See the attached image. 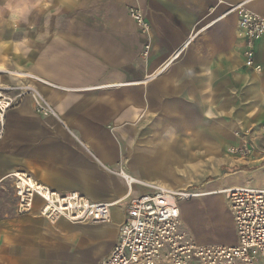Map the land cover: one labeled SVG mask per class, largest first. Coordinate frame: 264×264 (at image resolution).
Returning <instances> with one entry per match:
<instances>
[{
  "label": "crops",
  "instance_id": "1",
  "mask_svg": "<svg viewBox=\"0 0 264 264\" xmlns=\"http://www.w3.org/2000/svg\"><path fill=\"white\" fill-rule=\"evenodd\" d=\"M11 3L29 6L31 14L13 27L0 0V86L32 85L54 114H36L30 96L6 114L0 133V264H99L118 241L131 199L151 192L129 185L123 175L195 194L178 202L181 229L201 246L235 245L222 191L252 187L259 175L227 149L260 140L264 38L255 46L261 71L245 68L238 19L227 11L244 4L264 18V0ZM129 8L143 14L147 35ZM246 131L255 136L233 135ZM16 172L59 194L77 192L111 204L110 221L49 222L38 199L30 213L17 214L8 179ZM9 189L14 203L4 205L1 196ZM219 201L228 208L226 217L205 227L201 217L216 218ZM223 226L232 231L224 243Z\"/></svg>",
  "mask_w": 264,
  "mask_h": 264
},
{
  "label": "built area",
  "instance_id": "2",
  "mask_svg": "<svg viewBox=\"0 0 264 264\" xmlns=\"http://www.w3.org/2000/svg\"><path fill=\"white\" fill-rule=\"evenodd\" d=\"M227 13H234L238 19V30L244 39V67L254 71L259 69L257 72H260L261 67L255 63V46L264 38V18L244 4L231 5ZM128 15L142 34L149 33L150 26L139 9L129 8ZM148 51L147 42L142 55L146 57ZM11 74L18 79L29 78L44 84L29 74ZM27 96L32 97L36 114H54L32 85L0 86V133L7 112ZM261 128L264 134V126ZM233 135L243 137L238 132ZM248 147V143L243 141L240 147H229L227 152L244 158L249 154ZM10 177L19 215L30 213L38 199L39 213L49 222L59 219L72 224L104 225L109 222L111 204L90 202L77 192L59 194L25 172H16ZM143 185L151 192L131 199L127 217L119 229L118 241L99 264H191L193 261L198 264H256L258 257L264 262V188L224 189L223 194L234 219L237 243L232 246H201L181 229L178 208V202L189 201L196 195L184 190Z\"/></svg>",
  "mask_w": 264,
  "mask_h": 264
},
{
  "label": "rangeland",
  "instance_id": "3",
  "mask_svg": "<svg viewBox=\"0 0 264 264\" xmlns=\"http://www.w3.org/2000/svg\"><path fill=\"white\" fill-rule=\"evenodd\" d=\"M264 126V125H262ZM262 126H260L259 132L256 133L259 134L258 136H260V140L256 137L253 138V141H246L248 143V149H249V154L244 157H236L233 156L235 158H238V161L240 162H245V166L246 164L249 165L251 168L255 169L256 172L258 173V177L253 178L250 181V184L248 186H252V187H261L264 188V134L262 132ZM251 134L253 136H255V133H252V131H246L243 134V137H247V136H251ZM252 136V137H253ZM228 151V149H227ZM228 155L232 156L231 154H229L227 152ZM10 181H12V185H13V180L11 177L8 178ZM239 184H242V181L239 182ZM1 203L4 205L7 204H12L14 203L13 197H12V191L9 189L8 193H6L5 195L1 196ZM227 207H225V203L223 201H219L216 206L214 207L213 210H216L217 212V217L213 218L210 217L208 213H205L203 216L201 217V224L202 225H208L211 224L213 225V221L216 222V220H224V218L226 217V213H227ZM214 212V211H213ZM214 219V220H213ZM222 233L224 234V238L221 239L223 240V243L226 242V239H229L230 234H232L231 232V228H226V227H222L221 229ZM211 243V242H210ZM256 264H264V262L258 257L256 259Z\"/></svg>",
  "mask_w": 264,
  "mask_h": 264
},
{
  "label": "clouds",
  "instance_id": "4",
  "mask_svg": "<svg viewBox=\"0 0 264 264\" xmlns=\"http://www.w3.org/2000/svg\"><path fill=\"white\" fill-rule=\"evenodd\" d=\"M3 9L7 11L8 20L13 27L17 26L22 21L26 22L27 16L31 14L29 6L14 7L11 0H4ZM257 71H259V69H257Z\"/></svg>",
  "mask_w": 264,
  "mask_h": 264
},
{
  "label": "bare ground",
  "instance_id": "5",
  "mask_svg": "<svg viewBox=\"0 0 264 264\" xmlns=\"http://www.w3.org/2000/svg\"><path fill=\"white\" fill-rule=\"evenodd\" d=\"M19 73H17V75H18ZM124 176V178L127 180V182L129 183V184H139V185H143V184H145V183H142V182H140L139 180H137V179H134V178H132V177H129V176H126V175H123ZM222 193H223V191H222ZM109 221H110V219H109Z\"/></svg>",
  "mask_w": 264,
  "mask_h": 264
}]
</instances>
